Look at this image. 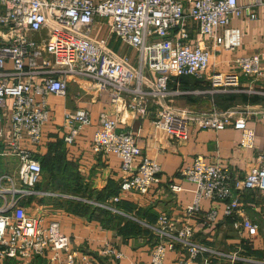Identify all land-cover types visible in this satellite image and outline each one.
Returning a JSON list of instances; mask_svg holds the SVG:
<instances>
[{
    "label": "built area",
    "instance_id": "2783aa9c",
    "mask_svg": "<svg viewBox=\"0 0 264 264\" xmlns=\"http://www.w3.org/2000/svg\"><path fill=\"white\" fill-rule=\"evenodd\" d=\"M250 8L239 6L238 0H190L188 4L182 0H0V141L10 131V149L0 155L19 161L16 172L14 168L0 170V264H102L99 257L72 247L59 220L28 212L38 198L89 202L73 194L39 189L42 164L33 150L23 146L25 140L35 146L42 143L43 127L50 119L48 98L66 96L72 80L108 91L113 103L123 101L142 117L156 106L154 127L177 141L189 139L193 124L216 131L233 127L241 131L240 147L254 148L255 130L246 117H235L233 111L187 113L169 104V98L185 93L170 88L172 79L193 76L207 80L210 92L240 93L246 91L241 85L243 75L264 78L260 54L236 57L233 69L206 75L213 48L219 53L241 46L242 32L231 25V18ZM192 24L198 29V41L189 32ZM205 40L211 45L203 46ZM121 44L137 49L138 65L121 57ZM91 125L87 109L66 112L65 141L72 143L75 135ZM117 128V120L101 113L92 141L94 153L115 154L122 162L119 193L96 203L115 212L119 210L114 205L125 194L148 195L162 183L163 175L161 164L143 153L136 134ZM137 157L140 162L134 165ZM178 173L195 184L194 199L180 220L161 210L156 223L147 224L156 236L151 262L124 263L125 254L106 243L99 255L108 263L164 264L167 251L181 249L186 254L177 264H193L199 257L204 264H218L210 259L209 253L214 252L197 240L192 221L201 215L207 225L217 223L220 205L224 216L235 217L242 210L244 192L264 191V158L244 177L233 176L227 166L208 162L203 155ZM168 187L174 193L183 190L174 182ZM203 200L211 203L207 211L202 209ZM241 225L251 235L259 228L249 219ZM228 257L232 264L238 258L235 253Z\"/></svg>",
    "mask_w": 264,
    "mask_h": 264
},
{
    "label": "crops",
    "instance_id": "0c3cea01",
    "mask_svg": "<svg viewBox=\"0 0 264 264\" xmlns=\"http://www.w3.org/2000/svg\"><path fill=\"white\" fill-rule=\"evenodd\" d=\"M182 1L188 4L190 0ZM238 5L251 6L250 10L243 11L242 16L231 18V25L242 32V44L235 50L221 49L219 53L213 48L210 61L212 70L233 69L236 57L260 54L264 60V3L258 0H238ZM189 32L193 41L200 39L194 24L190 26ZM202 45L207 47L211 43L205 40ZM113 46L119 49L115 43ZM120 53L129 63L138 65L137 49L121 44ZM212 70L206 75H210ZM241 82L246 90V100L228 99L229 93L210 92V84L204 79L198 80L193 76L172 79L170 88L185 93L169 98V104L187 113L201 115L233 111L235 117H246L248 125L255 130L253 149L240 147L241 131L233 127L216 131L193 124L189 139L177 141L166 131L154 127L156 106H152L149 113L142 117L128 110L123 101L120 104L113 103L108 91H100L90 82L72 80L66 96L48 98L50 119L43 127L42 143L35 146L27 140L23 142L24 147L36 153L44 167L40 188L55 184L57 191L80 195L77 197L84 196L89 199L86 203L96 204L101 203L97 201L100 193L104 195L109 187L119 186L124 175L121 159L115 154L104 156L92 150L93 137L100 128V115L103 112L118 121V131L134 132L143 153L161 164L162 183L154 186L145 196L125 194L114 205L119 212L111 210L113 214L93 213L83 208L78 203L83 200L79 199L38 198L33 202L35 210L31 215L43 214L47 219L59 220L62 231L71 237L72 247L99 257L102 264H110L99 255L106 243L114 245L125 254L124 263H150L156 236L147 224L154 225L161 210L180 220L183 218V209L194 199L195 184L179 176L182 167L190 165L197 155H203L208 162H220L227 166L233 176L244 177L264 158V78L254 79L243 75ZM198 90L203 92L197 93ZM252 95L259 96L258 100L253 102L250 99ZM79 108L91 113L92 125L75 135L72 143H67L64 139L68 133V129L64 128V114ZM9 140L8 129L5 138L0 141V153L9 151ZM10 159L0 155L1 171L13 169L9 164ZM139 162L140 157H137L134 165ZM170 182L181 184L183 190L172 192L168 187ZM241 201L242 210L237 211L235 217L224 216L223 205H220L217 223L209 226L201 219V215L192 221L197 240L214 252L209 254L215 263L232 264L228 255L233 253L238 257L234 264L264 263V191L248 190L242 194ZM121 204L124 207L122 210L119 209ZM210 205L209 200H203V211H207ZM243 219L258 224L255 235H251L241 225ZM237 222L238 226L235 225ZM184 254L186 252L181 249L169 250L164 264H177ZM193 264H204L202 257Z\"/></svg>",
    "mask_w": 264,
    "mask_h": 264
},
{
    "label": "trees",
    "instance_id": "16d2710c",
    "mask_svg": "<svg viewBox=\"0 0 264 264\" xmlns=\"http://www.w3.org/2000/svg\"><path fill=\"white\" fill-rule=\"evenodd\" d=\"M186 77V76H185ZM197 79V78H196ZM200 80V79H198ZM210 84V83H209ZM228 99H235V98H240L242 100H246L247 99V95L244 93V92H240V93H229L228 95ZM259 96L257 95H252L250 97V99L254 102L256 100H258ZM44 168V167H43ZM44 170V169H43ZM112 185V184H111ZM115 187H112V188H108L107 189V192L104 194V195H101V193L99 194L100 196H98L97 198V201L99 200L101 203L105 202L107 199H109L111 196L113 195H116L119 193L120 191V184L119 186L118 185H114ZM38 188L41 189V190H49V191H57L55 189V184H52V186H48L47 188L45 189H42L40 188V186L38 185ZM61 192V191H60ZM69 194H73V193H70ZM75 196H80V195H75ZM84 197V196H82ZM45 198H48L49 200L51 199H56V198H50V197H45ZM73 200V199H72ZM80 204H82V207L85 208V209H88V210H91L93 213H96V214H104V215H108V214H113L111 212V210H108V209H105L101 206H98L96 204H91V203H86V202H83V201H80L78 202ZM117 205V204H116ZM119 209H124V207H122V204L121 206L119 207ZM124 211V210H123Z\"/></svg>",
    "mask_w": 264,
    "mask_h": 264
},
{
    "label": "rangeland",
    "instance_id": "374dc122",
    "mask_svg": "<svg viewBox=\"0 0 264 264\" xmlns=\"http://www.w3.org/2000/svg\"><path fill=\"white\" fill-rule=\"evenodd\" d=\"M211 67H212V64H211ZM210 67V69L208 70V72L210 70H212ZM231 70V69H230ZM213 71V70H212ZM211 73V72H210ZM197 114V113H196ZM18 158L17 157H13L9 160V164L13 166V168L15 169V172H16V166L18 165ZM34 207V208H33ZM33 208V209H32ZM34 210H35V206L32 205L31 208L28 209V212L29 214H34Z\"/></svg>",
    "mask_w": 264,
    "mask_h": 264
}]
</instances>
